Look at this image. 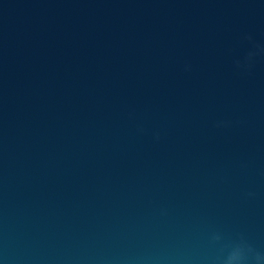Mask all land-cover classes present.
I'll use <instances>...</instances> for the list:
<instances>
[{"label": "water", "instance_id": "1", "mask_svg": "<svg viewBox=\"0 0 264 264\" xmlns=\"http://www.w3.org/2000/svg\"><path fill=\"white\" fill-rule=\"evenodd\" d=\"M245 34L264 46V0H0V264H216V231L264 251Z\"/></svg>", "mask_w": 264, "mask_h": 264}, {"label": "clouds", "instance_id": "2", "mask_svg": "<svg viewBox=\"0 0 264 264\" xmlns=\"http://www.w3.org/2000/svg\"><path fill=\"white\" fill-rule=\"evenodd\" d=\"M242 40L248 41L251 47L242 58L234 60V66L242 72H251L254 68L257 57L264 56V46L253 41V37L245 34ZM191 65H185V71H190ZM233 122L231 120H219L215 126L217 128H229ZM141 131H143L141 129ZM154 139H160V133L155 132ZM249 198H254V192H248ZM209 241L213 245H218L221 255L216 258V264H264V251L258 249L247 236L239 234L235 239L226 241L222 232L216 231L210 234Z\"/></svg>", "mask_w": 264, "mask_h": 264}]
</instances>
